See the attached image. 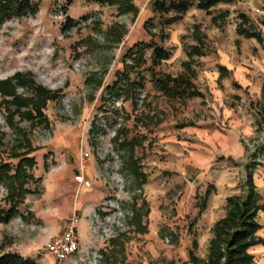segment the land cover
Segmentation results:
<instances>
[{
  "label": "rangeland",
  "instance_id": "374dc122",
  "mask_svg": "<svg viewBox=\"0 0 264 264\" xmlns=\"http://www.w3.org/2000/svg\"><path fill=\"white\" fill-rule=\"evenodd\" d=\"M32 1L39 4L36 14L0 23V81L21 73L49 92L43 116L32 118L10 114L17 108L5 101L13 98L0 93V168L17 167L24 155L37 163L18 213L0 223V255L15 252L37 264H57L46 245L74 214L81 222L92 202L93 222L85 227L79 222V251L63 264H190L201 202L214 183L209 174H230L237 193L244 164L264 144L256 125L260 100L239 80L264 82V41L237 33L239 13H246L264 35V14L256 11L264 0L220 3L213 14L229 12L217 23L193 6L171 25L153 11V0ZM200 36L205 56L194 58L192 81L202 98L164 97L152 84L151 51L141 68L128 57L139 42L154 39L172 52L155 71L190 75L185 51L200 45ZM218 66L226 67V78L220 80ZM125 76L144 85L134 101L114 94ZM17 94L34 95L21 86ZM199 132L227 139L238 165L227 152L210 161L208 173L196 167L197 155L212 156L202 152L208 147L198 141ZM240 140L243 155L234 147ZM126 141H132L134 159L149 177L142 191L127 168L128 150L120 148ZM257 162V181L264 186V154ZM79 174L90 187L77 183ZM7 196L0 184V210L8 207ZM134 209L142 215L141 230ZM206 252L198 249L197 255ZM254 254L257 264H264V246Z\"/></svg>",
  "mask_w": 264,
  "mask_h": 264
},
{
  "label": "trees",
  "instance_id": "16d2710c",
  "mask_svg": "<svg viewBox=\"0 0 264 264\" xmlns=\"http://www.w3.org/2000/svg\"><path fill=\"white\" fill-rule=\"evenodd\" d=\"M71 1V0H69ZM238 0H153V11L162 17L166 25H171L180 20L193 6L206 11L211 15L213 23H217L220 18H225L229 10L219 15L213 14L212 9L220 3H232ZM67 7H65L66 11ZM39 11V4L32 0H0V23L10 19L14 15H24L26 13L36 14ZM240 23L237 33L246 38H255L259 42L264 41V35L256 27L246 13H239ZM264 24V20L262 21ZM200 45H192L186 49V54L190 61L184 62L188 74L172 76L171 74H159L155 69L164 62L172 58L171 50L163 47L156 40L141 41L135 48L131 49L128 57L133 60L135 67L141 68L146 65L148 59L146 54L151 51V71L152 84L154 89L168 99H194L202 98L204 95L194 85L192 77L195 70L192 67L195 57H204L205 51L201 45H204L200 36ZM220 80L228 75V70L224 66H218ZM31 88L33 97H23L17 94V88ZM144 85L141 81H131L128 77H123L115 85V96H125L127 101H134ZM0 93L4 97H12L5 103L16 106V112L10 111V114H20L23 118H32L43 116L42 107L44 97L49 94L43 87L38 86L32 79L18 73L9 80L0 81ZM23 108H31L34 112H24ZM257 119L256 125L258 131L264 133V82L262 86L261 100L256 104ZM120 133L116 134L115 141H119ZM132 141H126L120 145L121 149L128 150L129 160L127 168L130 175L137 183L138 189L142 191L145 184L149 181L148 174L141 170L139 162L135 161ZM264 154V144L252 154L251 161L244 164V179L237 193L226 199L224 207V216L219 219L212 228V238L209 242L206 256L204 258L197 255L199 244L195 236L192 241V247L189 250L190 264H257L256 256L252 249L257 246H264V238L259 236V232L264 228L260 223L259 214L264 212V195L255 184V171L258 169L257 160ZM37 165L35 157L24 155L17 167L3 166L0 168V184L6 186L8 196L5 201L7 208L0 210V223H8L18 213V208L23 202L24 197L29 194L28 188L31 181L35 180L33 169ZM15 174L11 175L10 172ZM216 191V188L210 186L201 202V211L203 213L207 208L210 196ZM134 218L139 220L138 228L141 230L142 215L133 210ZM137 220V221H138ZM117 239H112L111 243H116ZM0 264H37L30 258H24L19 253L8 252L0 255Z\"/></svg>",
  "mask_w": 264,
  "mask_h": 264
},
{
  "label": "crops",
  "instance_id": "0c3cea01",
  "mask_svg": "<svg viewBox=\"0 0 264 264\" xmlns=\"http://www.w3.org/2000/svg\"><path fill=\"white\" fill-rule=\"evenodd\" d=\"M255 1L259 2L261 0H255ZM237 74L242 75V72L241 71L236 72V75ZM239 80L241 82L240 83L241 86L244 87V90H247L253 96L256 95V97L259 100H261L263 82H261L260 85L256 83V85L254 86L251 83V81H249L247 78L242 77ZM250 130H251L250 127H247L246 131L250 132ZM197 136H198V141L203 144L204 146L203 148L207 149L208 147L206 151L204 149L202 152L206 153L208 151L211 153L212 156H208V153H206L207 155H197L195 159H197L199 163L197 162L195 164L196 167L199 166L198 168H201L203 171H206V173H208V168L211 164L210 161L213 160V158L216 156L224 159L225 158L224 156L227 152L229 153L227 159L234 162V165L237 164L235 159L232 157V144H230L228 141H225L227 139L221 138V136H218V135H214L211 137L205 133H200V132L197 133ZM234 147H235L236 152L239 155H243L246 150V147L241 140L235 143ZM257 171L258 169L255 172ZM212 174L213 175L209 174V176L213 178L214 180V183H212V185L216 188V191L210 196L208 200L207 208L205 209V211L203 213H199L197 217L198 222L196 225V231L198 234L197 240H198L200 250L208 248L209 242L212 238V228L215 225V223L219 219H221L225 214L224 207H225L226 199L229 196L236 193V192L234 193L236 186H234V183H232V178L230 174H227L225 172H216V171H214ZM254 176H255L256 186L262 191L264 195V190H262L264 189V186L262 185V183L261 184L258 183L256 173ZM93 208H95L94 204L92 202H88L87 206L84 208L83 217L81 218V222H80L81 227H85L93 222V215H92L93 213H91ZM263 215H264V212H261L259 214V220H260V223L264 226V222L262 219ZM262 230L259 232L260 237H262L261 236ZM258 247L260 246H257L252 249L253 254H254V250ZM201 257L204 258L205 256L202 255Z\"/></svg>",
  "mask_w": 264,
  "mask_h": 264
},
{
  "label": "built area",
  "instance_id": "2783aa9c",
  "mask_svg": "<svg viewBox=\"0 0 264 264\" xmlns=\"http://www.w3.org/2000/svg\"><path fill=\"white\" fill-rule=\"evenodd\" d=\"M256 11L264 14V8H257ZM78 184L84 187H90V181L79 174L76 176ZM80 219L74 214L66 223L61 234L57 235L46 245L47 252L56 260L57 264H63L73 255H75L80 248L78 239Z\"/></svg>",
  "mask_w": 264,
  "mask_h": 264
}]
</instances>
